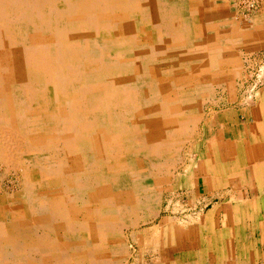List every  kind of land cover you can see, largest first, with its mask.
Listing matches in <instances>:
<instances>
[{"label": "rangeland", "instance_id": "374dc122", "mask_svg": "<svg viewBox=\"0 0 264 264\" xmlns=\"http://www.w3.org/2000/svg\"><path fill=\"white\" fill-rule=\"evenodd\" d=\"M169 4L180 8L177 16L182 24L188 25L193 33L195 30L202 33V38L189 34L193 52L199 50L207 35L214 37L215 43H226V38L237 47L228 54L236 58L233 63L239 69L232 78L233 87L229 89L219 78L209 77L204 85L209 83L212 90L201 98V104L190 105L188 110L194 112L196 120L187 133H180L181 122L167 129L161 118H155L149 124L145 121L142 112L149 105L148 93L141 84L142 78L137 76L134 79V104L123 101L120 106L112 107L105 101L104 105L97 106L100 109L94 105L104 99L100 92L90 93L85 105L76 101L77 89L83 82L73 81L71 87L65 89L66 95L61 96V90L54 84L45 89L42 83L39 111L43 119L28 123L25 128L27 140L22 139L25 136L22 134L9 146V141L4 139L6 136L0 132V264H29V261L49 264L58 259L64 264H93V259L99 261L102 257L106 259L105 264H264V164H257L252 152L246 156V147L250 144L247 141H253L252 132L255 134L257 130L250 129L248 133L245 129L246 125L262 126L260 137L264 139V0H169ZM154 39L151 33L149 42ZM115 52L117 50L111 47L109 56L114 57ZM128 56L127 53L124 58ZM83 69L87 70L93 83L107 78L104 73H96L88 67ZM127 69L124 67V73L121 72L123 79L132 75ZM115 74L110 76L117 77ZM10 86L8 82L7 87ZM14 87H10V92L6 90L10 99L18 92L12 91ZM184 89L192 88H183L181 93ZM170 92L165 91L163 95L177 98L175 91ZM33 94L35 91H30L32 98ZM159 98L163 99V96L159 95ZM62 99L78 103L81 108L76 115L97 123L98 128L110 137H105L107 146H118L124 154L111 148L106 158H100L89 141L78 140L74 148L79 150L76 154H81L77 155L80 160L72 153L68 155L65 138L74 132L59 120L62 118ZM21 100L25 101L24 98ZM19 110L23 107L17 105L14 112L20 113ZM122 113L127 115L128 123L122 124H126L128 132H122L121 139L117 125L121 124ZM102 114L106 120L101 118ZM256 114L261 119L260 125L258 118L255 119ZM130 117H133L132 121H128ZM112 127L118 131H113ZM134 127L143 135L147 133L161 139L168 148L164 150L162 146V150L152 154L144 150L137 152L140 144L125 140ZM58 129L63 132L61 137ZM30 131L40 137L47 133L51 150L28 149ZM123 148L130 149V153ZM71 159L75 161L71 163ZM69 161L72 165H66ZM58 162H65L62 163L65 170L57 168ZM119 163L124 165L119 166ZM53 170L59 173H53ZM203 170H206L205 177ZM256 174L260 176L258 182ZM104 197L110 199L109 204L104 202ZM60 204L73 224L63 220V227L54 228L50 223H42L41 215L45 211L46 215H51L59 210ZM67 224L73 227L68 229ZM100 225L106 226L99 228ZM92 227L99 230L93 231ZM14 240L20 242L25 250L21 249L23 253L19 249V252H13L11 243ZM70 248L75 252L70 256L63 254Z\"/></svg>", "mask_w": 264, "mask_h": 264}, {"label": "bare ground", "instance_id": "6f19581e", "mask_svg": "<svg viewBox=\"0 0 264 264\" xmlns=\"http://www.w3.org/2000/svg\"><path fill=\"white\" fill-rule=\"evenodd\" d=\"M179 11L180 8L176 5L172 4L170 6L169 0H0V132L4 133V137L6 136L5 138L3 136L1 137L9 141V146H11L13 142L15 143V141L18 140L17 137L22 136V134H25L22 139L27 140L28 130H25V128L27 127L28 123H36L37 121H41V119H43V115L39 111V105L41 104L39 102L41 99L39 90H42L44 88L47 89L49 85L54 84L55 87L60 89L61 92H59V96H61L66 95L65 89L68 90L71 87L70 83H72L73 81L83 82V84H81L77 89V98L74 97L76 98V101L79 102V105L86 104L85 100L90 93L100 92L104 95V99L102 100V103H94L96 107L101 104L104 105L105 101L110 102L112 107H117L120 106L123 101L127 102L130 105L132 103H135L134 97L136 94V87L134 85V79L136 78V76L138 78H142L140 80L141 84L147 89L148 93L146 99L148 97L149 105L148 107L143 108L144 110L142 112V116L146 118L145 121L149 124V121H152L155 118H161L164 120V125L167 129H170L181 122V125L179 124L180 133H187V131L189 130V126L191 125V123L193 124V122H195L197 117L196 115H194V112H189L188 109L190 105L192 103L198 104L197 102L201 104V98L212 90V86H210L209 83L208 86L204 85L208 82L207 79L209 77H213L214 79L215 77L219 78L223 83L227 84V88L231 89L233 87L232 78L236 76L237 73H239V69L238 67L236 68L233 63L235 62L236 58L231 54L228 55L229 53L233 52V48L236 49L237 47H235L233 43L230 44V42H228L226 38V43H215V38L207 35V37L204 38L205 42H203V44L199 46V50H195V52H193L189 43L190 37L194 35L196 38V35H201L202 33L197 32V30H195L193 33L189 29L188 25L185 26L184 24H182L178 17ZM240 32L241 35H243V32ZM151 33L155 37L153 42H149V36ZM190 33H192L191 36L189 35ZM200 37L202 38V35ZM111 47H113V50H117L114 57L109 56ZM127 53L129 54V58L125 59L124 56H126ZM87 67L90 68L91 71H97L96 73H104L107 78H105V80L93 83V80H91L86 73L87 70L83 69H87ZM124 67L128 68V72L129 70L132 72L131 77L123 79V77L121 76V72L124 73ZM185 71H188V73H185ZM114 73L118 74V76L111 77L110 75ZM9 77L13 79H11L10 81ZM8 82L11 83V86H15L12 90L13 92L18 90L13 99L7 97L8 93L6 92V90L10 92L11 87H7ZM42 83L45 86L44 88H41L40 86ZM183 88L192 89H184L181 93V90ZM30 91H35V94H33V98L30 95ZM165 91L169 93H171L170 91H175L177 98L174 96L166 97L165 95H163ZM230 93L231 96H233V93ZM19 94H21V96H19ZM159 95H162L163 99H160ZM20 97L25 99L27 103L26 105H24L25 101H22L23 99L21 100ZM77 104L78 103L72 101V99L61 100L60 108L62 118L59 120L61 123L63 122L67 127L69 126L74 132V135H70L65 138V148L67 149V154H74L76 156L74 158H77V155H81L78 153L76 154V151L79 150H75L78 140L89 141L91 147L98 152L99 156H101L100 158H106V153L111 148L112 150L115 149L117 153L119 152L118 150L121 151L119 153H123L122 149L118 148V146L112 145L111 148L108 147L109 145L107 146L105 137H107V139H110V137L107 136L108 133H106L105 130L102 131L101 128H98L97 123L89 119L86 120V118H80L76 115L77 111H79L78 109L81 108H79ZM17 105L23 107V110L27 111H24V113L22 112L23 110H19L20 113L14 112ZM90 106L91 108H94L93 105ZM55 107L58 108L57 105ZM97 108L100 109V107ZM138 112L140 113L141 111L138 110ZM129 113L130 110L127 114ZM157 114L158 116H156ZM131 115H133V111L131 112ZM102 117L105 119L103 114L101 115V118ZM126 117L127 115L125 113H122L121 124L118 123L119 125H117L121 139L123 138L121 133L128 132L125 127L126 124H122L126 122ZM132 119L133 117H130L128 121H132ZM255 119H257V121L259 122L258 124L260 125L261 119L257 117V114L255 116ZM59 120L56 122H59ZM54 123L55 122H53L52 124ZM130 124H132L133 126H137L135 123ZM263 124L264 120H262V125ZM158 125H160V123ZM42 126L44 125L42 124ZM148 126L151 128L150 125ZM60 129H58L57 132H59ZM245 129L248 133L251 132L250 129L257 130L255 134L254 132H252L253 134L251 136L253 138V141H247V143L250 144L246 147V156L250 152H252L251 154H253V157L255 158L257 164H264V139L261 138L262 136L260 137L262 126L259 127L256 124V127H247L246 125ZM116 130L117 129H113V131ZM93 131H95L96 133L93 134ZM88 132H90V134H88ZM58 134V136L61 137L63 135V132L60 130ZM118 137L119 136H117V138ZM14 138L15 140L12 141ZM49 140L50 137L47 133L46 135L44 134V136L40 137L34 135V133L30 131L27 147L28 149L32 150H51ZM125 140L132 144L139 143L140 145L137 149V152L144 150L146 153L152 154L157 153V151H160V149L162 150L164 148L165 150L166 148H168V144L164 146V143L160 141L161 139L158 140L156 136H152L151 134L150 136H148L147 133L146 135H143L141 130L137 127H134V129L129 133V137ZM21 142L23 143V141ZM162 146L164 147L162 148ZM123 149L127 150L130 153V149ZM116 157L118 158V154ZM5 158L7 159V157ZM8 160L10 161V159H7L6 161ZM77 160L80 159L77 158ZM74 161H72L71 159V163H73ZM62 163L65 162H61L57 166V168L59 167L61 171L65 170V167L63 169L64 164ZM71 163L69 161V163H67L66 165ZM104 163H106V161ZM130 164L132 166V163ZM118 165L122 166L124 164L119 163ZM55 171L56 173L58 172L57 170ZM55 171L53 173H55ZM205 171L206 170L202 171L204 173V177L206 176ZM86 172L83 173L86 174ZM148 179L152 180L151 178ZM255 179L256 182L260 181V176L256 174ZM121 188L123 187L121 186ZM104 202L109 204L110 199L104 197ZM58 208L59 210L54 211L52 214L50 213L51 215H46L45 211L41 215V217H43L42 223H50V226L54 228L63 227V225L61 224L63 220L72 223L71 217L67 215V210H63L61 208V204L58 206ZM72 224H67L68 229H71L73 227ZM105 226L106 225H100L99 228H104ZM92 228L93 231L99 230L95 227ZM11 246H14V253L19 252V250L21 253L25 251L23 247L21 248V244L18 241L14 240L13 243H11ZM65 248L66 247H64V249ZM21 249H23V252ZM74 250L72 248L71 250H67L66 253L64 252L63 254L70 256L73 252H75ZM88 255L89 257L92 256L91 254ZM105 261L106 259L103 257L99 261L93 259V264H99L98 262L105 264ZM29 264L34 263L29 261ZM49 264L64 263H62L58 259L54 262L49 261Z\"/></svg>", "mask_w": 264, "mask_h": 264}]
</instances>
